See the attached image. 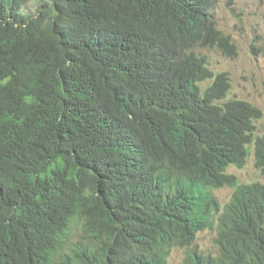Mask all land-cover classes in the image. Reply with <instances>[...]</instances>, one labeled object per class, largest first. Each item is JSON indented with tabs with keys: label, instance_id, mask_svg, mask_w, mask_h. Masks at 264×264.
<instances>
[{
	"label": "trees",
	"instance_id": "16d2710c",
	"mask_svg": "<svg viewBox=\"0 0 264 264\" xmlns=\"http://www.w3.org/2000/svg\"><path fill=\"white\" fill-rule=\"evenodd\" d=\"M27 1L0 0V172H10L20 161L28 182L14 202L26 204L19 207L28 215L43 218L35 224H29L27 216L11 218L14 209L5 204L0 184V264H53L58 246L52 230L60 235L72 217L87 218L85 236L101 241L72 250L60 264L79 260H85L81 264H115L136 244L138 236L177 226L183 211L199 210L203 198L192 178L188 183L178 182L181 193L195 197L190 204L198 206L181 204L160 217L148 213L146 209H154L155 201L143 205L139 187L154 175L161 176L163 183V176L175 171V163L184 164L190 156L206 159L207 152L216 151L221 136L190 122L213 99H208L212 94L225 98L229 77L226 72L215 74L205 57L189 54L187 49L203 43L231 52V38L207 18H201L204 26L191 27L189 13L195 6L173 0H41L33 15L22 11ZM217 2L206 0L199 13H206L211 3ZM204 29L207 36L200 39ZM209 77H215L216 82L206 94L201 93L198 83ZM170 100L177 103L174 113L170 109L150 123L159 122L155 131L160 146L149 164L151 172L129 182L130 192L115 193L116 204L96 178L73 171L75 165L57 144L59 126L85 142L69 127L67 109L71 105L81 107V120L97 105L107 118L131 123ZM224 105L218 107L224 121L218 111L213 112V118L225 136L231 123L257 112L238 99ZM179 107L189 121L178 114ZM247 142L249 137L234 144L246 154L243 147ZM219 148H226L225 140ZM92 149V144L72 148L82 156ZM43 151L58 167L53 163V170L47 169ZM257 151L264 164L260 141ZM99 162L107 165V155ZM69 171L76 181L60 186L56 175H70ZM129 206L132 212L128 215ZM56 238L61 245V238ZM236 263L247 264L240 255Z\"/></svg>",
	"mask_w": 264,
	"mask_h": 264
},
{
	"label": "clouds",
	"instance_id": "9594fccd",
	"mask_svg": "<svg viewBox=\"0 0 264 264\" xmlns=\"http://www.w3.org/2000/svg\"><path fill=\"white\" fill-rule=\"evenodd\" d=\"M31 1L24 3L26 5L22 9L24 14H36L42 3L41 0H37L39 3L35 13L26 12L25 9ZM173 1L175 4L195 6L194 12L189 13L191 27L196 24L197 28H200L204 24L201 18H207L214 22L218 30L226 34L223 29L218 27L212 14L220 0L217 3H211L206 13H199L201 5L206 0H187L182 3H177L181 2L179 0ZM206 36L207 32L204 29L199 38L204 39ZM230 43L233 45L231 52L208 47L203 43L187 49L189 54L200 56L203 59L205 57L207 66L215 74L226 72L229 77L230 89L223 99L212 94L208 99H213L207 102L197 117L190 122L195 125L200 124V129H209L221 136V139L216 142V151L207 152L206 159L190 156L184 164L177 165L175 163V171L165 174L163 183L161 182L162 177L159 175L148 177L152 170L148 169L149 164L160 147L157 139L158 130L155 131L159 122L150 123L161 118L170 109H173L174 113L177 103L173 105L171 100L166 104L162 103L156 112L131 123L127 119L118 121L107 118L97 108V105L95 110L91 108L86 119L81 120L79 111L81 107L75 108L74 105H71L67 109L69 127L72 132L84 138L85 142L61 126L57 127L60 132L57 144L63 149L65 158L75 165L73 171L96 178L100 184L99 187L106 188L108 196L114 204L117 202L115 193L125 189L130 192L132 186L129 182H134L137 175H142L143 178L148 177L139 188L143 192L141 194L143 195L141 198L143 205L155 201L154 209H146L152 217H160L162 214L178 208L181 204L196 205L190 204L191 199L196 200L194 196L188 197L185 191L181 193L178 179L188 183V178H192L195 185L200 186L198 189L203 202H198L201 206L196 205L199 210L189 209L186 210V214L183 211L177 226L167 227L155 235L138 236L136 244L130 250L128 247L126 254L115 264H237L239 255L240 257L244 256L247 264H264V181L257 178L264 176V164L260 163L257 151L258 142L264 144V128L259 125L260 121L264 120V111L250 101L239 98L228 99L232 87L230 74L227 71H214L210 67L208 54L204 52V50L212 49L213 52H221L226 57H235L238 55V49L232 38ZM206 81H209V84L202 87ZM215 82V77L200 81L198 86L201 93L206 94V90ZM232 99L242 100L252 108H256L257 112L248 114L246 120L241 118L235 120L230 124L225 136V131L224 133L218 131L213 112L218 111L224 121L223 111L218 107H224V102ZM178 114L183 120L189 121L183 116L180 107ZM247 137L250 138V142L244 144L243 148L247 150L245 154L243 149L234 143ZM223 140L226 141V148L220 149L219 143ZM86 144H92L94 148L89 151L87 156L80 155L78 150H72L75 145ZM42 153L47 157V169L53 170L54 162H52L51 156H48L45 151ZM104 154L109 160L107 165H102L99 162V158ZM202 156L203 154L200 157ZM250 158L251 161H249ZM54 165L58 167L55 163ZM69 173L70 175L66 176L64 173L56 175L60 186L76 181L72 176V171ZM153 181L158 186L153 184ZM27 182L26 174L19 160L10 172H0L1 192L5 204H11L14 209L10 217L17 220L27 216L29 224H35L43 216L28 215L29 212L22 208L26 204L14 202L17 192H25ZM131 212L129 206L128 215ZM86 219L80 220L78 217H72L69 227L60 235H55L52 230V236L58 246L53 264L63 263V256L70 254L72 250L88 248L92 244L100 243L101 239L99 238L91 240L85 236ZM56 237L61 238V245L58 244ZM201 239L209 240L211 243L209 250L200 243ZM178 250L183 252V258L180 260L174 257V253ZM84 261L79 260L76 264H81Z\"/></svg>",
	"mask_w": 264,
	"mask_h": 264
},
{
	"label": "rangeland",
	"instance_id": "374dc122",
	"mask_svg": "<svg viewBox=\"0 0 264 264\" xmlns=\"http://www.w3.org/2000/svg\"><path fill=\"white\" fill-rule=\"evenodd\" d=\"M38 3L32 0L25 11L35 13ZM212 14L218 27L231 36L238 55L226 57L212 49L204 50L210 67L230 74L232 87L228 99H244L264 111V0H220ZM208 84L206 81L202 87ZM259 125L264 128V120ZM257 178L264 181V176ZM200 243L207 250L211 247L208 239H201ZM174 257L182 259L183 252L176 251Z\"/></svg>",
	"mask_w": 264,
	"mask_h": 264
},
{
	"label": "bare ground",
	"instance_id": "6f19581e",
	"mask_svg": "<svg viewBox=\"0 0 264 264\" xmlns=\"http://www.w3.org/2000/svg\"><path fill=\"white\" fill-rule=\"evenodd\" d=\"M131 230V229H130Z\"/></svg>",
	"mask_w": 264,
	"mask_h": 264
}]
</instances>
